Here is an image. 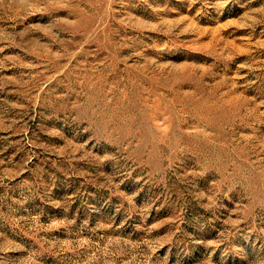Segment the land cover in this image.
Returning <instances> with one entry per match:
<instances>
[{"label": "rangeland", "instance_id": "374dc122", "mask_svg": "<svg viewBox=\"0 0 264 264\" xmlns=\"http://www.w3.org/2000/svg\"><path fill=\"white\" fill-rule=\"evenodd\" d=\"M0 264H264V0H0Z\"/></svg>", "mask_w": 264, "mask_h": 264}]
</instances>
